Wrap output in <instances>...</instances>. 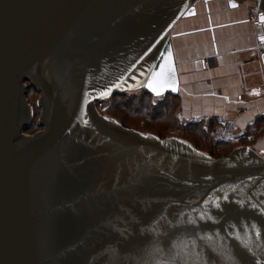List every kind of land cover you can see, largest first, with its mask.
Returning <instances> with one entry per match:
<instances>
[{"label":"water","instance_id":"water-1","mask_svg":"<svg viewBox=\"0 0 264 264\" xmlns=\"http://www.w3.org/2000/svg\"><path fill=\"white\" fill-rule=\"evenodd\" d=\"M195 1L0 0V264H264L263 152L214 158L94 105L178 93L169 32Z\"/></svg>","mask_w":264,"mask_h":264},{"label":"crops","instance_id":"crops-1","mask_svg":"<svg viewBox=\"0 0 264 264\" xmlns=\"http://www.w3.org/2000/svg\"><path fill=\"white\" fill-rule=\"evenodd\" d=\"M235 1L196 0V14L181 16L169 32L184 124L213 127L224 114L249 128L264 115L263 51L250 19L251 1Z\"/></svg>","mask_w":264,"mask_h":264},{"label":"trees","instance_id":"trees-1","mask_svg":"<svg viewBox=\"0 0 264 264\" xmlns=\"http://www.w3.org/2000/svg\"><path fill=\"white\" fill-rule=\"evenodd\" d=\"M25 93L28 96L32 93L41 94V91L35 85L31 84L30 81H27ZM112 98L114 100L111 103V108H113V111L117 110L125 113V119H132L136 118V116H140L145 122L147 121L148 125H152V123L157 121L160 123L162 122V125H168V127L173 130L180 131L183 139L189 141L198 149H206L212 156L216 155L218 147L226 146L230 143L216 142L214 139H211L212 141L209 139L214 126H204L203 124L196 122L182 123L178 116L179 100L175 94L169 93L163 99L155 101L153 99L155 96L148 90L143 89L141 94L129 91L117 92L112 94ZM34 107L33 118L24 129L27 133L33 130L35 122L38 124H36L38 128L44 127L41 122L35 121L39 116L38 112H40L41 106L38 105L36 107L35 105ZM36 109L38 110L37 113ZM262 124H264V115L259 116L255 122L249 126V129H252L253 127L257 129ZM158 136L160 138L163 137L162 134H158ZM248 140L249 136L243 138L241 142ZM203 142L205 144L204 146L201 145Z\"/></svg>","mask_w":264,"mask_h":264},{"label":"rangeland","instance_id":"rangeland-1","mask_svg":"<svg viewBox=\"0 0 264 264\" xmlns=\"http://www.w3.org/2000/svg\"><path fill=\"white\" fill-rule=\"evenodd\" d=\"M26 84H27V82H26ZM143 89L144 88L135 89L134 91H129V92L141 94L143 92ZM41 96L42 95L38 94V93H35V94L32 93V94L27 96L25 93L27 103L29 104V106H31L32 113H34V109H35L34 106L36 105V107H37L39 105V101H40ZM153 99L155 101L161 100V99H158L157 97H155ZM113 100L114 99L112 98V94H109L108 96H106L104 98H96V99H94L95 108L100 112L101 115H108V116L114 117L124 127L131 128V129H134V130H137L140 132H151L157 136H158V134H162V136H163L162 138H167L169 136H176V137L182 138V133L180 131H175L172 128L168 127V125H162V122L160 123L157 121V122L152 123V125L151 124L148 125L147 121L145 122V120L140 118V116H136V118H132V119H125V113H123L121 111H117V110L113 111V108H111V103ZM117 100H115V101H117ZM100 104H104L107 106L105 111L100 110ZM42 110H43L42 107L40 109V112H38V110L36 109V113L38 112L39 116L37 117L38 119L36 118L35 121L41 122ZM34 124H35V127H33V130L28 132V133L25 132V134L33 135V134L41 131L44 128V127L38 128V126H36V124H37L36 122ZM248 136H249L248 141L241 142V140H240L238 142H230L226 146L218 147L216 150L217 153L213 157L214 158L227 157L234 151L235 148H237L239 146L251 147V148L255 149L257 152H260V149L264 148V124H262L257 129H255V128L249 129V135ZM209 139L210 140L213 139L211 134H210ZM201 145L204 146L205 145L204 142L201 143ZM198 150L205 151L209 154V152L206 149H198Z\"/></svg>","mask_w":264,"mask_h":264},{"label":"built area","instance_id":"built-area-1","mask_svg":"<svg viewBox=\"0 0 264 264\" xmlns=\"http://www.w3.org/2000/svg\"><path fill=\"white\" fill-rule=\"evenodd\" d=\"M251 1V15L254 26L262 23L261 17L264 16V10L260 7L261 0ZM262 41H258V47L263 45ZM165 96L157 97L163 99ZM106 105L100 104V110L105 111ZM211 135L216 142H238L249 135L247 127L240 126L235 119L230 118L224 114L217 117L216 123L211 131Z\"/></svg>","mask_w":264,"mask_h":264},{"label":"snow or ice","instance_id":"snow-or-ice-1","mask_svg":"<svg viewBox=\"0 0 264 264\" xmlns=\"http://www.w3.org/2000/svg\"><path fill=\"white\" fill-rule=\"evenodd\" d=\"M166 71L168 73H172V72H174V69L171 66H169V68ZM166 71L162 69L160 72L155 73L154 83L159 82V80L163 79L165 77V75H166ZM149 86L152 88L153 92H156L157 95L160 94V92H159V90H158V88L156 86H154V85H149Z\"/></svg>","mask_w":264,"mask_h":264},{"label":"flooded vegetation","instance_id":"flooded-vegetation-1","mask_svg":"<svg viewBox=\"0 0 264 264\" xmlns=\"http://www.w3.org/2000/svg\"><path fill=\"white\" fill-rule=\"evenodd\" d=\"M260 152H263V154H264V151H263V149H262V148L260 149Z\"/></svg>","mask_w":264,"mask_h":264}]
</instances>
